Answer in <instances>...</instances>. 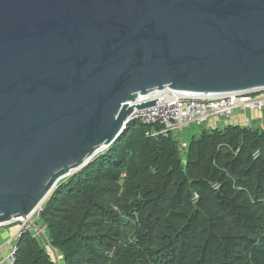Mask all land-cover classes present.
Here are the masks:
<instances>
[{
	"label": "water",
	"instance_id": "obj_1",
	"mask_svg": "<svg viewBox=\"0 0 264 264\" xmlns=\"http://www.w3.org/2000/svg\"><path fill=\"white\" fill-rule=\"evenodd\" d=\"M154 90L264 91V0H0V225L108 149Z\"/></svg>",
	"mask_w": 264,
	"mask_h": 264
},
{
	"label": "trees",
	"instance_id": "obj_2",
	"mask_svg": "<svg viewBox=\"0 0 264 264\" xmlns=\"http://www.w3.org/2000/svg\"><path fill=\"white\" fill-rule=\"evenodd\" d=\"M261 121L203 127L183 149L130 121L44 200L45 241L62 264H264ZM41 240L23 233L13 264H56Z\"/></svg>",
	"mask_w": 264,
	"mask_h": 264
},
{
	"label": "built area",
	"instance_id": "obj_3",
	"mask_svg": "<svg viewBox=\"0 0 264 264\" xmlns=\"http://www.w3.org/2000/svg\"><path fill=\"white\" fill-rule=\"evenodd\" d=\"M154 100L155 104L138 109L135 104ZM132 112L129 119L146 125L158 124L159 129L151 135L181 132L191 124L205 125L210 119L230 120L235 111L243 113V122L251 126L247 111H261L264 109V91L242 94H224L216 96L192 97L177 96L172 91L154 90L144 95H138L129 101ZM186 146L180 142V148ZM41 205L28 216L12 220L19 222L16 230L7 238L0 241V264H13L16 244L23 233H30L33 237H46L45 227L39 226ZM49 246V245H48Z\"/></svg>",
	"mask_w": 264,
	"mask_h": 264
},
{
	"label": "rangeland",
	"instance_id": "obj_4",
	"mask_svg": "<svg viewBox=\"0 0 264 264\" xmlns=\"http://www.w3.org/2000/svg\"><path fill=\"white\" fill-rule=\"evenodd\" d=\"M238 111H240V110H237V112ZM241 112V111H240ZM247 114H248V116L251 114V111H248L247 112ZM217 120H218V118H217ZM210 128L209 126H207L206 124L205 125H203V126H199V125H197V124H191L190 126H188V127H186V128H184L181 132H175V133H173V137L175 138V139H177V141L178 142H185V143H187L189 140H190V138L192 137V136H194V135H198L200 132H201V130H202V128ZM186 147V146H185ZM184 147V148H185ZM83 168V167H82ZM66 177H68V176H66ZM66 177H64V178H62V179H65ZM60 181V180H59ZM54 190V188L52 189V191ZM51 191V192H52ZM50 192V193H51ZM49 193V194H50ZM48 197V196H47ZM46 197V198H47ZM42 205V204H41ZM9 225H12L13 226V228H12V232H14L15 230H16V227H17V225H19V222H17V221H15V222H12V223H10V224H8V225H4V226H9ZM38 225L39 226H42L41 224H40V222L38 223ZM2 227V226H1ZM0 227V228H1ZM45 239H46V237H44V241H42L41 240V242L43 243V245H44V247H45V250H47V252L50 254V256H51V258H52V260L56 263V264H61V256H60V254H58V253H56L54 250H52L49 246H48V244H47V242L45 241Z\"/></svg>",
	"mask_w": 264,
	"mask_h": 264
},
{
	"label": "crops",
	"instance_id": "obj_5",
	"mask_svg": "<svg viewBox=\"0 0 264 264\" xmlns=\"http://www.w3.org/2000/svg\"><path fill=\"white\" fill-rule=\"evenodd\" d=\"M243 113L240 112V111H235L234 114L232 115V117L230 118V120H221V119H210L206 125L209 126V127H214V126H217V127H222L223 125L225 124H233V123H236V124H241V123H244L243 121ZM246 116L250 119V121L252 122L253 121H256V122H259V124L262 122L261 120L264 119V111L263 112H257V111H251V114L248 116L247 112H246ZM1 232V231H0ZM12 233V232H11ZM10 233V234H11ZM9 234V235H10ZM9 235H7L6 237H1L0 236V240H3L5 238H7ZM56 252V251H55ZM57 253V252H56ZM62 264V262H61Z\"/></svg>",
	"mask_w": 264,
	"mask_h": 264
},
{
	"label": "bare ground",
	"instance_id": "obj_6",
	"mask_svg": "<svg viewBox=\"0 0 264 264\" xmlns=\"http://www.w3.org/2000/svg\"><path fill=\"white\" fill-rule=\"evenodd\" d=\"M173 93L176 94L177 96H184V95L179 94V93H175V92H173ZM101 149H102V148H101ZM101 149H99L98 151H100ZM98 153H99V152H98ZM98 153L96 152L95 155H97ZM95 155H94V156H95ZM94 156H93V157H94ZM93 157H92V158H93ZM39 206H40V205H39ZM39 206H38V207H39ZM24 220H26V219L24 218Z\"/></svg>",
	"mask_w": 264,
	"mask_h": 264
}]
</instances>
